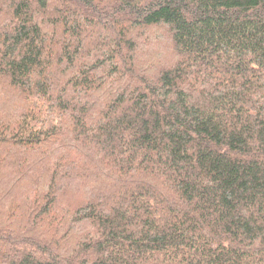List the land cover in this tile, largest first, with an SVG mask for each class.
<instances>
[{
    "label": "trees",
    "instance_id": "16d2710c",
    "mask_svg": "<svg viewBox=\"0 0 264 264\" xmlns=\"http://www.w3.org/2000/svg\"><path fill=\"white\" fill-rule=\"evenodd\" d=\"M0 264H264V0H0Z\"/></svg>",
    "mask_w": 264,
    "mask_h": 264
}]
</instances>
